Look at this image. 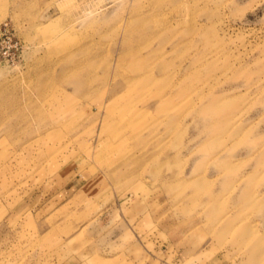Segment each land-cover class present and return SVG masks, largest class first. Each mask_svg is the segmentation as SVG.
I'll list each match as a JSON object with an SVG mask.
<instances>
[{"label":"rangeland","instance_id":"obj_1","mask_svg":"<svg viewBox=\"0 0 264 264\" xmlns=\"http://www.w3.org/2000/svg\"><path fill=\"white\" fill-rule=\"evenodd\" d=\"M0 264H264V0H0Z\"/></svg>","mask_w":264,"mask_h":264}]
</instances>
